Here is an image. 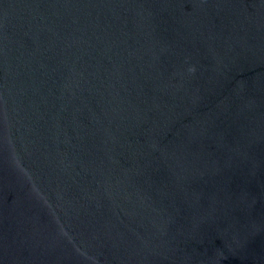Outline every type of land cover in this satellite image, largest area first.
Returning a JSON list of instances; mask_svg holds the SVG:
<instances>
[{
    "label": "water",
    "instance_id": "1",
    "mask_svg": "<svg viewBox=\"0 0 264 264\" xmlns=\"http://www.w3.org/2000/svg\"><path fill=\"white\" fill-rule=\"evenodd\" d=\"M0 264H264V0H0Z\"/></svg>",
    "mask_w": 264,
    "mask_h": 264
}]
</instances>
